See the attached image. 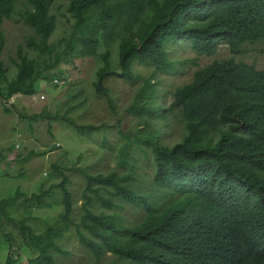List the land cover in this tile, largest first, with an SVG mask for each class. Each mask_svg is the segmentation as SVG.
<instances>
[{"label":"trees","instance_id":"trees-1","mask_svg":"<svg viewBox=\"0 0 264 264\" xmlns=\"http://www.w3.org/2000/svg\"><path fill=\"white\" fill-rule=\"evenodd\" d=\"M65 1L61 16L68 23L69 32L50 42L58 24L52 11L55 0H0L3 111H13L12 104L7 106V102L14 95H34L40 80L63 79L62 70L52 72L60 64L72 58L90 57L101 64L92 83L94 95L114 107V98L104 80L119 78L135 86L138 92L133 95L129 110L139 120L121 134L125 143L115 169L93 173L76 168L84 180L78 222L72 219L78 200L69 190L71 181L65 173L74 167L61 161L49 165L48 177L37 193L28 196L17 188L14 196H0V230L3 229L8 243L5 264H17L13 240L5 232V224L18 227L27 247L37 252L35 257L27 258V264H58L55 254L69 255L60 242L72 226L79 245L94 260L100 262L110 255L109 262L104 264H174L173 260L180 264L189 250L198 264H212L216 235H195L202 229L189 221L180 222V207L190 204L195 194L209 195L207 211H221L225 230L242 236L231 259L218 264H255L264 260V67L236 62L234 58L215 59L196 69L191 82L162 93L159 79L160 75L176 73L177 65L189 62L190 58L179 60L171 56L178 48L175 46L189 48L199 56H211L222 44L238 54L247 43H261L264 52V0ZM14 17L31 32L16 46L14 72L10 75L1 60L6 47L2 25ZM139 68L148 72L142 74ZM167 94H172V100L165 107L158 100ZM73 108L63 115L48 117L70 122L81 136L96 131L95 125H80L67 116ZM176 114L179 119L171 118ZM171 121L182 124L184 135L180 142L169 146L160 130ZM132 140L139 141L144 150L148 148L152 157V186L147 184L144 189L143 167L127 160ZM102 145H106L105 138ZM32 155L36 154L30 151L21 162ZM5 158L0 148V161ZM122 165H128L127 175ZM200 166L209 167L201 183L196 169ZM178 177L187 180L182 187ZM161 188L174 193L161 192ZM19 198L22 202L18 205ZM167 198L169 206L165 208L161 202ZM54 205H61L60 214L43 231L36 232L28 224V220L37 219L32 210ZM18 206L26 212L22 218L11 215V210L16 211ZM125 208L135 213L141 210L142 215L134 221L135 214L127 217Z\"/></svg>","mask_w":264,"mask_h":264},{"label":"rangeland","instance_id":"rangeland-1","mask_svg":"<svg viewBox=\"0 0 264 264\" xmlns=\"http://www.w3.org/2000/svg\"><path fill=\"white\" fill-rule=\"evenodd\" d=\"M54 3L52 11L57 15L58 24L50 42L58 40L69 32V25L61 16L66 1L55 0ZM2 27L6 34V47L1 60L8 67V74L13 75L12 61L15 58L16 46L31 30L19 22L17 17L4 21ZM261 47V43H247L241 47L240 53L233 54L226 44H222L214 55L199 56L193 51L191 52L189 48L183 49L175 46L173 48H177V50L172 52L171 56L177 57L176 59L179 60L190 59H188L187 65H177L179 69L176 73L159 76L160 93L170 92L175 87L191 82L196 69L208 65L215 59L234 58L238 62L254 63L258 68H262L264 67V52L261 51ZM112 53L113 63H115L117 61L116 50L114 49ZM191 60H195V62L192 63ZM100 66V62L95 58H72L70 62L60 64L56 71H52L53 73L58 70L63 71L62 78L66 81L64 84L57 86L51 84L52 77L40 80L36 84L34 95L17 94L7 102V106L12 104L10 107L13 111L10 113L3 111V105L0 101V148L6 155V158L0 161L1 197L14 196L17 188L28 196L31 193H37L39 186L44 184L48 177L49 165L52 162L61 161L63 165L69 168L74 167L73 170L65 171V173L71 181L68 186L69 190L73 198L78 200L72 219L74 222L79 221L80 212L78 208L82 203L81 193L84 188V180L76 168L83 167L93 173H108L115 169L119 163L117 158L120 149L125 143L121 134L129 131L139 120L138 116L133 115L129 110L133 102L132 97L138 92L135 86L125 84L119 78L107 77L104 84L111 91L115 102L114 107L104 98L94 95L92 83L95 81V72ZM139 71L146 74L148 69L139 68ZM171 100V94H167L158 102H163L167 107ZM70 107L74 108L67 116L74 118L73 120L80 125H95L96 131L90 135L81 136L70 122L48 117V114L63 115ZM171 118L179 119L180 117L176 114L172 115ZM141 128L143 127L141 126ZM181 129H183L182 124L171 121L170 125L163 124L160 131L166 142L170 144L180 140ZM135 130L131 134L134 135ZM103 138L106 139V145H102ZM12 144L15 145L13 149L9 148ZM30 151L36 155H32L26 162H21V159ZM63 152H65V156ZM18 155H20V159H17ZM127 160L129 164L142 166L147 174L152 170L150 150L148 148L144 150L143 145L137 140H132L128 144ZM121 169L126 175L129 173L128 165H122ZM21 172L25 175H20ZM45 186H48V182ZM54 192L55 197H57L59 192L57 190ZM20 202L22 199L19 198L17 204H21ZM61 210V205H54L51 208H34L32 216L37 217V219L28 220V224L36 232H41L47 224H51L58 217ZM139 213L141 215L142 211L139 210ZM134 214L133 209L125 208L127 217L131 218ZM11 215L22 218L26 212L22 206H18L16 211L11 210ZM4 226H6L5 232L10 234L13 240L11 241L13 244L12 252L15 258L17 257V264H27V258L35 257L37 252L27 247L18 227H7V224ZM60 244L70 254L64 257L55 254L58 264H104L110 260L109 254L103 257L100 262L94 260L90 252L79 245L75 238L74 226L65 234ZM7 256L8 243L2 229L0 230V264H5Z\"/></svg>","mask_w":264,"mask_h":264},{"label":"clouds","instance_id":"clouds-1","mask_svg":"<svg viewBox=\"0 0 264 264\" xmlns=\"http://www.w3.org/2000/svg\"><path fill=\"white\" fill-rule=\"evenodd\" d=\"M51 82H52L51 84H55L57 86V85L64 84V82L66 81H64L63 79L61 80L57 79L55 77L51 79ZM171 97H172V94H171ZM181 130L182 132H181L180 140L176 142H180L184 135V129H181ZM174 143H170V144L168 143V145L170 146V145H173ZM208 168L209 167H206V166L196 167L197 178H198L199 183H201L200 182L201 178L207 177L208 172H209ZM190 171H191V168H188L187 175L189 177H190ZM153 173H154L153 168L152 170H150L149 174H147L146 172L143 173V175L145 176V180L141 182L143 189L147 184L151 185V178L153 176ZM178 178L180 179L181 187H182L186 183L187 180L184 177H178ZM160 191L174 193L169 188H161ZM174 199L176 200V193L174 195ZM169 200L170 199L167 198L161 202L165 206V208L169 206ZM206 204L207 205L210 204L209 195L204 194L202 196H199L195 194L190 204L180 207L183 213V219H180V222L189 221L192 224H194L196 227H199L202 229L201 232L195 235L205 236L207 232L215 234L217 238L216 246L214 248V250L216 251V256L212 264L226 262L231 259L232 255L234 254V251L236 250V248L238 247L239 243L242 240V236L240 233H234V234L228 233L224 228V214L218 209H216V211H211L210 213V211H207ZM141 215L139 211L135 213L134 221L138 219L139 216ZM173 263L176 264L174 260H173ZM180 264H198V262L196 258L194 257V255L189 250ZM255 264H264V260H258Z\"/></svg>","mask_w":264,"mask_h":264}]
</instances>
